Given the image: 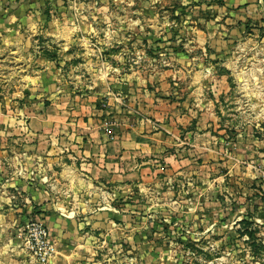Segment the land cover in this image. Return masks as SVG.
<instances>
[{"label": "rangeland", "instance_id": "1", "mask_svg": "<svg viewBox=\"0 0 264 264\" xmlns=\"http://www.w3.org/2000/svg\"><path fill=\"white\" fill-rule=\"evenodd\" d=\"M207 3L0 0V22L14 16L21 26L16 34L0 29V134L8 131L7 114H20L30 100L21 86L28 79L14 75L22 61H2L7 34L15 37V48L33 55L27 64L38 65L33 62L41 58L60 70V96L74 118L85 122L70 127L72 132L92 126L113 140L135 127L145 135L146 126L168 122L165 132L158 131L175 136L168 149L173 163L157 153L143 160L147 172L137 167L132 188L111 194L101 206L105 218L116 216L115 226L107 223L116 231L77 237L74 264H264V102H257L264 96V89L258 91L264 87V25L245 24L240 42L227 51L234 59L226 64L222 55L215 62L194 43L199 21L211 19ZM226 66L230 73L222 76ZM239 69L251 73L236 74ZM244 83L249 103L240 92ZM220 86L227 95L216 92ZM213 117L216 125L209 127ZM200 119L207 122L205 130L197 129ZM198 133L207 135L200 139ZM3 175L0 184H16L23 174ZM9 195L0 187V264H37L26 234L33 221L46 227L41 208ZM50 236L53 255L46 264H62L54 260L56 237ZM58 243L65 246L66 240Z\"/></svg>", "mask_w": 264, "mask_h": 264}, {"label": "crops", "instance_id": "2", "mask_svg": "<svg viewBox=\"0 0 264 264\" xmlns=\"http://www.w3.org/2000/svg\"><path fill=\"white\" fill-rule=\"evenodd\" d=\"M183 1L185 3L209 1L207 9L211 14V19L207 23L199 21L201 28L197 27L194 43L198 46L199 52L203 54L206 51L215 59V62L222 61V55H224L226 64L234 59L230 58L227 51L235 43L240 42L239 29L245 24L255 23L259 27L264 25V5L259 0ZM195 11L197 13V10ZM13 20L14 16L5 22H0V29H3V33L10 31L16 34V29L21 28L18 21ZM28 25L32 24L28 22ZM3 36H5L3 47L7 46L4 52L7 55L2 61H22L17 67L20 66V69L14 75L28 79V81L25 79L26 82L21 86H24L23 91L28 90L30 93L28 96L30 100L24 101L26 105L22 104L24 109L20 111V114L13 115L9 112L4 119L8 131L0 134L2 140L0 148L4 149L0 150V177L6 178L7 176L3 174L11 175L12 173L23 175L18 183L7 182L0 184V187L11 192L9 195L11 199L18 197L25 204L40 206V218L45 220L51 235L56 237L54 260L58 259L62 261V264H74L78 254L71 248L74 247L77 237L95 233H98V236L100 234L106 236L116 231L111 226L116 225V216L110 215L109 218H105V214H101L103 211L101 206L107 204V200H111L112 195L117 196L120 192L122 193L123 189H127L125 186L132 188L133 185L129 182H136L135 179L140 172L137 167L144 169V173L147 172L148 168H145L147 163H143L145 162L143 160L147 157L157 158L155 156L157 153L161 154L160 157L164 163H173L168 149L172 146L171 141L174 142L175 136L171 139L168 135L171 132L165 134L158 131L157 127H161L165 132L168 122L161 126L158 124L146 126L150 128V132L145 135H140L142 132H139L140 134L135 132L139 128L135 127L130 133H119L113 140H106L105 135L95 131L92 126L87 131L72 132L70 127L74 131L76 125L79 126L85 122L82 117L74 118L76 113L68 108L69 104L63 99L65 95L60 96L62 87L58 84L61 76L60 70L51 62L48 63L41 58L33 62H38V65L27 64L29 60H35L33 55L32 57L26 55L21 46L15 48L11 43L14 36L7 34ZM65 41L66 45L70 43ZM72 41L74 42V35L71 36ZM220 44L223 46L225 44L226 48L223 50ZM23 45L25 46V42ZM85 55L86 53H82V57H87ZM67 56L73 59L72 55ZM93 61L96 63L97 60L93 59ZM260 61H264V58ZM204 69L207 70V68ZM230 69L235 73L233 64ZM209 70L212 71V69ZM229 73L230 70L226 66L220 74L228 76ZM240 73L248 76L251 70L247 69L245 73L242 69L236 71V74ZM30 82L34 83V86ZM66 87L72 92L76 91L71 86L66 85ZM239 88L246 98L245 93L249 90L247 85L241 84ZM263 89L264 87L258 86L259 92H263ZM216 92L227 95L229 90L226 86H220ZM243 101L249 103L250 100L246 98ZM257 102L262 107L264 96L259 97ZM215 118L213 117V121L208 124L209 127L216 125ZM87 121L90 122V119ZM260 121L264 123V118ZM19 126L23 133L18 131ZM206 128L207 122L200 119L197 129L201 131ZM13 130L18 132L11 133ZM199 133L195 134V137L202 139L207 135ZM209 136L212 137L211 133ZM75 140L77 145L69 143ZM211 140L213 141V138ZM212 144L210 143V146ZM57 146H60V149ZM61 146L66 148L62 149ZM70 148L72 149L69 151ZM173 161L175 162L174 159ZM15 192L18 193L15 194ZM108 222L111 225L107 224ZM62 238L66 240L65 246L58 243V240Z\"/></svg>", "mask_w": 264, "mask_h": 264}, {"label": "built area", "instance_id": "3", "mask_svg": "<svg viewBox=\"0 0 264 264\" xmlns=\"http://www.w3.org/2000/svg\"><path fill=\"white\" fill-rule=\"evenodd\" d=\"M264 5V0H259ZM28 249L37 264H46L52 255V241L45 226L33 221L26 234Z\"/></svg>", "mask_w": 264, "mask_h": 264}]
</instances>
